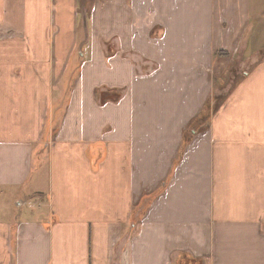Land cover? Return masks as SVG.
<instances>
[{
	"label": "crops",
	"instance_id": "1",
	"mask_svg": "<svg viewBox=\"0 0 264 264\" xmlns=\"http://www.w3.org/2000/svg\"><path fill=\"white\" fill-rule=\"evenodd\" d=\"M0 264H264V0H0Z\"/></svg>",
	"mask_w": 264,
	"mask_h": 264
},
{
	"label": "trees",
	"instance_id": "2",
	"mask_svg": "<svg viewBox=\"0 0 264 264\" xmlns=\"http://www.w3.org/2000/svg\"><path fill=\"white\" fill-rule=\"evenodd\" d=\"M116 97L117 96H113V98L104 96V99L105 100H107L108 98L115 99ZM216 101H218L217 98L215 99V103ZM209 105L210 103L207 102L202 112L195 119H193V121H191V123L188 125V127L184 131L183 137H184L185 144H187L191 140V138L195 135V133L201 132V130H203L205 126L207 125L210 119V113H211L210 111L211 106L209 107Z\"/></svg>",
	"mask_w": 264,
	"mask_h": 264
},
{
	"label": "rangeland",
	"instance_id": "3",
	"mask_svg": "<svg viewBox=\"0 0 264 264\" xmlns=\"http://www.w3.org/2000/svg\"><path fill=\"white\" fill-rule=\"evenodd\" d=\"M30 200V199H29ZM29 202H31V201H29Z\"/></svg>",
	"mask_w": 264,
	"mask_h": 264
}]
</instances>
